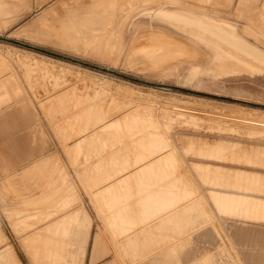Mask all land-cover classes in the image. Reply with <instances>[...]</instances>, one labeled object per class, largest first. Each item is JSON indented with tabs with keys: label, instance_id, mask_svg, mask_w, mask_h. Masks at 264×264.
<instances>
[{
	"label": "rangeland",
	"instance_id": "374dc122",
	"mask_svg": "<svg viewBox=\"0 0 264 264\" xmlns=\"http://www.w3.org/2000/svg\"><path fill=\"white\" fill-rule=\"evenodd\" d=\"M246 1L188 0V3L194 2L191 4L209 9L210 13H213V10L220 11L226 18L229 16L230 19L237 21L241 32L244 33L243 28H252L264 37V27L261 28V23L257 21V24H253L248 20L254 6L250 18L257 13L258 18L259 14L264 12V0ZM94 4L95 0H0L2 7L0 50L7 59L8 67L17 70L18 77L25 87V95L33 98L35 105L39 107V118L50 140L47 152H50L51 148L56 150L57 155L71 169L77 190L93 218L92 232L96 233L98 226H101V219L95 213L89 195L83 190L80 180L83 175L80 176L74 171L69 163L68 155L64 152L53 128L56 124L49 122L46 110L39 103V99L45 100L48 97L52 99L51 95L59 89L75 87L82 90L79 94L83 96H79V100L84 99V105L87 106L83 111L86 110L93 116V123L91 120L85 121L88 131L93 129L91 156H110L108 163L111 167L124 169L125 174L135 170L134 179L141 183L133 185L132 189L134 186L142 187L140 193L136 194L137 201L144 199L149 200L152 205L156 202L159 206H166L159 207L161 209L157 210L156 216L168 213L169 216L180 215L178 217L180 219L183 217L181 208L185 206L186 212L191 209L190 207L197 205V213L186 215L196 223L190 225L196 230L210 219L204 205L216 219L219 218L216 210L218 205L223 206L220 204L230 200L234 195L245 196V201L253 203L248 206H263L264 130L258 123L242 122L237 118L250 115L264 118V74H251L248 71L238 74H215L207 70L212 67L209 60L198 58L200 53L196 56L195 52L183 51L173 52L174 55L169 45L156 48V45L160 47V44L151 42L146 29H139L138 25L145 24L150 28L168 30L172 28L149 16L148 13L152 10L147 9H151L150 7L140 10L134 25L128 30L125 29L123 34L125 41L121 46L119 44L121 40L117 38L119 29L108 39L106 31L109 24L105 20L106 16ZM7 5L11 7L15 5L16 9L6 11ZM117 5L118 9L119 6H129L130 1L126 0ZM46 8L48 11L45 12ZM159 8L196 14L208 12L152 7ZM137 35H140L138 41ZM247 36L250 37V41L253 43L256 41L264 48V44L255 40V37ZM207 51L212 53L208 49ZM194 65H201L206 70L204 68L201 73L194 76ZM232 66L241 68L238 64ZM55 74L60 75L57 82ZM25 75L37 79L35 84L31 83L33 89L30 88ZM146 100L151 102L150 104H156L155 108L138 104ZM174 103L192 106L191 108L197 107L196 109L202 113L203 111L208 113L204 116L194 115L199 116L194 118L189 114L179 112L176 114L175 111H167V114L166 110H159V107L173 106ZM78 104L79 108L82 107L81 102ZM137 107L140 110H137ZM209 113L229 114V117ZM59 117H62L61 123L64 126L66 123L64 115L59 114ZM173 119H176V122L172 121ZM112 121L115 124H112ZM75 140L76 138H71L67 142L73 144ZM152 141L158 143L152 144ZM233 146L234 148H230ZM232 149L233 152H230ZM214 150L219 153L223 151L219 154ZM78 156L90 154L87 155L85 150H81ZM32 157L31 163L37 156ZM77 164L80 165L82 162L78 160ZM146 169L157 171L158 176L151 178L145 176L149 173L140 172ZM135 172L130 173L128 177ZM162 185L164 189L160 192ZM182 185L189 186V191L181 192ZM226 195L228 199L224 201L221 196ZM131 200H135V194L129 201ZM226 214L228 215V212ZM257 223L261 224L253 223L252 226L264 230V223ZM219 226L223 232L226 231L224 226ZM114 244L117 248L118 241H114ZM232 249L234 250L233 245ZM258 250H261L260 246L255 247V251Z\"/></svg>",
	"mask_w": 264,
	"mask_h": 264
},
{
	"label": "crops",
	"instance_id": "0c3cea01",
	"mask_svg": "<svg viewBox=\"0 0 264 264\" xmlns=\"http://www.w3.org/2000/svg\"><path fill=\"white\" fill-rule=\"evenodd\" d=\"M6 67L0 60V264H264V230L252 226L264 223L263 202L251 207L245 196L227 201V195L221 196L226 202L216 209L219 218L204 205L210 219L196 230L185 206L180 219L168 213L156 216L166 206L137 201L142 187L132 189L141 183L134 179L135 170L129 178L124 169L111 167L110 156H91L93 129L88 131L85 121L93 123V116L83 111L87 106L79 100L82 90H55L52 99L39 103L56 124L69 163L83 175V190L101 219L93 233V218L71 169L56 150L47 152L50 140L39 107L25 95L17 70ZM55 75L57 82L60 75ZM25 76L31 88L37 79ZM58 113L64 115V126ZM71 138H76L73 144L67 142ZM81 150L90 156H78ZM32 156H37L33 163ZM149 171L140 172L158 176ZM188 189L182 185L180 191ZM134 194L135 200L129 201ZM256 246L261 250L255 251Z\"/></svg>",
	"mask_w": 264,
	"mask_h": 264
},
{
	"label": "bare ground",
	"instance_id": "6f19581e",
	"mask_svg": "<svg viewBox=\"0 0 264 264\" xmlns=\"http://www.w3.org/2000/svg\"><path fill=\"white\" fill-rule=\"evenodd\" d=\"M124 1H126V0H95V4H94V6H96V8H98V9H101L104 12V15L106 16L105 20H106V22L108 21V24H109V28L106 31V35L108 36V39H110V35L112 36L114 34L115 30L119 29V33H117L118 34L117 38H118L119 41L121 40L120 43H119L121 46L124 45V41H125L124 35H123L125 33V29L128 30L129 28H131L134 25L135 20H137V17L139 16L138 12L140 10H143V9H146V8L150 7L151 9H147L148 11L152 10V11H150L148 13L149 16H152V17H155V18L159 19L160 21H162L163 23L167 24L168 26H170L172 28V30H168V29L159 28V27L150 28L149 26H147L145 24L138 25L139 29H146V32L149 34L148 35V39L152 40L151 42H154V43L157 42L156 44H158V43L160 44V47L155 44L156 48H161V47L169 45L172 48V50H171L172 53L173 52L182 53L183 51H189V52L191 51L193 53L195 52L196 56L200 53L201 57L199 56L198 58H201L202 60H204V59L209 60V62L212 63V67L207 68V70L210 71V72H213L215 74H238V73H242L243 71H248L251 74H264V48H261L262 45L255 41V40H258L260 43L264 44V37L260 36L259 33L257 31H254L252 28H249V29L243 28L244 33H246V34H244L239 29L240 27H239V24L237 23V21H234V20L230 19L229 16H227V18H226L220 11H215V10L212 9L213 13H210L209 9H204V8L199 7L197 5L196 6L192 5L191 3H194V2H191V3L189 2L188 3V0H129L130 1V5L129 6H125V7L124 6H119V9H118L117 8L118 7L117 4L120 3V2L123 3ZM247 1L251 2L250 0H247ZM53 3H55V1ZM168 3H170V4H168ZM156 6H158V7H173L175 9L190 10V11H195V12L200 11V10H202V11L206 10V12L207 11L208 12L207 13L205 12L206 14H201V12H197L199 14L198 15V14H196L194 12H179V11H174V10H162L161 8L152 9V7H156ZM205 6H207V5H205ZM0 8H2L1 5H0ZM5 8L7 9L6 11H12V10L16 9V6L14 5V6L11 7V6L7 5V7H5ZM239 8L241 9V7H239ZM251 8H252V6H251ZM254 9H255V6H254ZM254 9H252V11ZM263 10H264V8H263ZM44 11L46 12V11H48V9L46 8ZM238 11H239V9H238ZM249 11H251V10H249ZM262 11H260V12H262ZM239 12L242 13V11H239ZM251 12H250V14H251ZM250 14H249V16L251 17ZM257 14L256 15L254 14L255 16H252L253 18L249 17L250 19L248 18V20L251 23H253V24H257L258 23L257 21H259L261 23L260 26L262 28V27H264V12L260 13L259 14L260 17H258V18H256ZM38 18H40V17H38ZM247 35L255 37V40H254L255 42L253 43L252 41H250V37L247 36ZM139 38H140V35H137L136 40L138 41ZM145 38H147V35L145 36ZM145 38H143V40ZM141 39H142V37H141ZM62 41H63V39H62ZM145 42H150V41H146L145 40ZM207 49L210 50L212 53L208 52ZM151 51H153V50H151ZM5 54H7V53H5ZM156 54H155V56H156ZM132 55H133V53H132ZM155 56H154V58H156ZM187 58H189V57L187 56ZM196 59H197V57H196ZM0 60H1V64L3 66L5 64V67H6V65H7L6 64V60L7 59L5 58V56L3 54V51H1V50H0ZM191 60H193L192 57H191ZM232 64H238V65L241 66V68H239V69L234 68L232 66ZM61 68H66V67H61ZM204 68L205 67H202L201 65H194V71H193L194 72V76L197 75L198 73H201L204 70ZM5 70H7V69H5ZM205 70H206V68H205ZM97 93H98V91H97ZM150 103L151 102H149L147 100L145 102H138V104H140L141 106H145V107L151 106V107L155 108L156 104L154 105V104H150ZM168 104H170V102ZM168 104H166V105H168ZM171 104H172V102H171ZM191 107H187V105L186 106H180V104L175 105V103H174L173 106L170 105V106L159 107L160 108L159 110H166V113H167V111H171V112L175 111L176 114H179V113L189 114V116L193 115L191 117H194V118L199 117V116H194V115L204 116L206 113H208V112H205V111H203V113H202V111H200L199 109H196L197 107L196 108H191ZM137 110H140V109L137 107ZM140 112H142V111H140ZM177 112H179V113H177ZM209 114L218 115L220 117L224 116V118H226L227 116L229 117V114H226V115H219V114H214V113H209ZM148 115L150 116L149 113H148ZM148 115H146V116L148 117ZM211 115H210V117H211ZM177 116L179 117L180 115H177ZM189 116H188V118H189ZM159 117L160 116H158V119H159ZM164 117H165V115H164ZM167 118L169 119V117H167ZM213 119L215 120V118H213ZM175 120L173 119L172 121H175ZM237 120L242 121V122L246 121V122H249V123H258V124L262 125L261 128H262V130H264V118L263 117H255V116L251 117V115H250V116H247V117H239V118H237ZM237 120H236V122H238ZM167 121H169V120H167ZM232 122H234L233 119H232ZM108 123H110V122H108ZM112 124H115V122H113ZM108 125L110 126L111 124H108ZM113 126L111 125V127H113ZM257 132H258V130H257ZM260 136H262V135H260ZM149 138H150V136H149ZM157 139H159V138L157 137ZM150 141H151V139H150ZM154 141H156V140L154 139ZM154 141H152V144H153ZM157 141L159 142L160 140H157ZM154 143H156V142H154ZM230 148H234V146L230 147ZM219 149H221V147ZM222 149H223V147H222ZM233 150L234 149H232L230 152H233ZM219 151H221V150H219ZM120 152H122V151H120ZM215 152H217V151H215ZM217 153H219V152H217ZM159 162H160V160H159ZM154 163H156V161ZM157 164H158V162H157ZM160 165H162V164H160ZM153 166H157V165H153ZM173 167H174V165H172V168ZM164 170H165L164 172L167 171L166 169H164ZM114 183H115V181H114ZM117 183L119 184V181ZM106 187H108V186H106ZM109 187H111L110 184H109ZM190 208L191 209H188V211H186L187 215L194 214L195 212L196 213L198 212L197 205H196V207H190ZM178 217H180V215H176L174 217L175 220ZM187 217H190V216H187ZM107 245L109 246V243Z\"/></svg>",
	"mask_w": 264,
	"mask_h": 264
}]
</instances>
